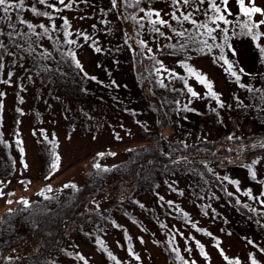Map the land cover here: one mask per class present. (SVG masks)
I'll use <instances>...</instances> for the list:
<instances>
[{"label":"rangeland","instance_id":"374dc122","mask_svg":"<svg viewBox=\"0 0 264 264\" xmlns=\"http://www.w3.org/2000/svg\"><path fill=\"white\" fill-rule=\"evenodd\" d=\"M33 3L34 0H25L24 6L32 7ZM65 3L72 6L48 0L61 11L35 3L38 11L52 17L38 15L36 21L49 29L44 34V29L38 27L43 32L40 39H32L47 45L41 65L30 68L26 66L27 55L12 57L9 49L3 56L0 189L4 194L0 196V219L4 213L14 211L19 202L27 201L24 205H28L30 201L43 200L48 206L68 203L76 191L86 186L83 199L94 192L98 194L85 206L83 227L70 232L63 251L51 254L53 264H85L79 256L87 264H184L185 260L188 264H252L253 260L264 264V146L253 149L249 163L223 173L221 183L228 196L218 185L177 170L155 176L150 186L125 199L114 192L119 165L128 153L161 137L178 143L177 152L198 155L209 150L202 145L204 140L224 137L237 127L246 133L254 131L255 141L264 145V64L255 47L257 43L264 47V25L253 29L261 33L256 41L250 36L234 35L241 33L248 21L240 13L237 0H229L228 9L233 15L224 13L231 21L227 25L222 21L212 23L210 17L217 15L212 11L204 15L203 9L209 8L207 2L199 5L200 12L195 11L197 4L182 2L166 10L160 5L143 6L142 2L129 6L135 0H117L115 8L111 0ZM256 3L264 8V0ZM182 6L197 21L193 32L196 40L192 30H187L191 21L184 20L179 23L180 32L185 33L179 37L182 43L174 44L176 34L167 36L170 30L159 23L153 25L150 20L158 18H149L147 13L172 12ZM261 19L264 17L256 14L252 23ZM201 23L216 31L209 36L207 29L198 27ZM204 40L213 46L211 52L202 43ZM229 44L236 50L235 55ZM216 45L223 47V53ZM222 54L234 62L239 81L219 59ZM62 60L66 61L64 67ZM76 60L83 70L76 66ZM53 66L60 73L53 85L69 88L62 106L66 100H70V106L66 110L62 107L61 113L58 98L45 79ZM189 66L207 76L219 100L189 74ZM241 67L244 73L239 72ZM22 73L27 81L21 80ZM189 87L198 95L192 96ZM72 102L76 106H71ZM17 141H23L22 145ZM49 141L57 143L58 170H53L50 160L44 161L40 155L55 144ZM96 164L100 167H94ZM227 198L248 209L255 219L235 208ZM192 201L201 205L196 215L188 208ZM98 241L104 242L106 250ZM35 245L22 215L10 216L1 223L0 264L36 254ZM199 245H203L207 257ZM108 252L116 257L115 261Z\"/></svg>","mask_w":264,"mask_h":264},{"label":"trees","instance_id":"16d2710c","mask_svg":"<svg viewBox=\"0 0 264 264\" xmlns=\"http://www.w3.org/2000/svg\"><path fill=\"white\" fill-rule=\"evenodd\" d=\"M141 2L144 4L143 6L149 4L160 5L162 9L165 10L166 8L174 6L173 0H141ZM169 10L173 9L171 8ZM186 10L187 9L182 6L172 12L158 11L164 17L160 15V17L157 18L167 21L168 24L164 26L172 31V33L167 31V36L172 37V35L176 34L177 38L174 44L182 43V40L180 42L179 39L180 35H177V33L180 32L179 23L184 20L181 19L180 22H178L173 19V13L181 18L182 15L188 14L184 12ZM166 13H168V15ZM0 15L3 16L4 13L0 11ZM9 15L11 16L10 21L5 20L4 22H0V30L5 33L4 35H0V41L6 45L9 52L11 51L12 55L10 56L14 57L17 54L24 57L27 55L26 66L33 68L37 65H41V61L45 58L42 53L47 52L45 47L47 45H39L32 40L40 39L38 37L43 33L41 29L38 28V23L40 22H36L38 20V15L32 14L30 4H27L18 12L10 10ZM22 21H26L27 23H23ZM9 24L14 25V28L9 27ZM29 24L36 26L35 34H33L32 29L28 27ZM196 28L197 26L195 25L193 27V24L187 27L189 32L192 30L193 40L195 39V34L193 32ZM173 29H175V31H173ZM8 32L14 33L11 40L7 35ZM0 52H4V50L0 49ZM64 64H66V61L64 62V60H62V67H64ZM59 75V70L53 66L52 70L45 75V79L47 83L52 86L50 89L58 98L61 105L58 109V113H61L62 107H65L64 110H66V108L70 106V100H66V105L62 106V98L64 99L67 97L69 88L53 85L52 82L57 81ZM27 79L28 78L22 73L21 80L27 81ZM56 87H59V90L56 89ZM57 91H60V93H57ZM71 106L76 105L72 102ZM253 132L254 131H251L250 135V133H246L235 127L224 137L218 136L213 139L211 138V140H204L202 145L209 148V150L208 152L198 155L192 152H177L175 149L178 147L175 145L178 143L163 137L133 148L128 153L126 159L119 165L120 175L116 182L115 186L117 187L114 192L118 193L117 195L119 197L125 199L135 191L150 186L155 176L177 170L193 178L205 180L212 185H218L222 188L224 196H228L229 193L227 188L221 183L223 173L239 164H246L252 161L253 149L259 150L258 148L262 146L260 145L262 144L261 142L258 140L255 141L256 137ZM230 136L232 139H229ZM54 140L56 139L54 138ZM54 143L55 144H52L49 149H43V151L40 152L44 161L50 160V164L54 162L55 156L58 155L57 143ZM7 168H9V166H7ZM85 187L76 191L68 203L48 206L43 200L30 201L28 205H24V202H19L14 211L4 213L0 219V225L10 216H16L17 214L23 216L24 221L31 228L32 237L36 241L35 248H37L36 254L32 256H23L22 258H18L19 260L7 262V264H53L54 260H50L51 254H57L59 251H63L65 248L63 246L70 232L79 231L80 228L83 227L86 221V215L83 213L85 206L91 201V197L98 194L94 192L91 197L83 199L87 194V188ZM227 199L232 202L235 208L248 214L252 219H255L248 209L230 198ZM188 204H190L188 208L191 210L192 215H196V211L200 210L201 205L195 201ZM263 246L264 242L262 241V247Z\"/></svg>","mask_w":264,"mask_h":264},{"label":"snow or ice","instance_id":"6c2138e0","mask_svg":"<svg viewBox=\"0 0 264 264\" xmlns=\"http://www.w3.org/2000/svg\"><path fill=\"white\" fill-rule=\"evenodd\" d=\"M37 2L39 4H41V5L47 4L48 7L55 8L56 11H61V9L56 8L55 4H48V0H34V3L32 5V7H31V11L34 14H36V15L48 16L50 19L52 18L50 13L38 11V9L35 7V3H37ZM74 2H75V0H73V3ZM85 2H87V0H85ZM111 2H112V6L115 8L117 6V0H111ZM140 2H141V0H135V4L134 5L133 4H129V6H138L140 4ZM181 2L183 4H185V5H188L190 3L197 4V7L195 8L196 12H200L201 11V8L199 7V5H203L205 2H207L208 5H209V8L203 9L204 15L207 16L209 11H212V12L217 14V15H214V16L210 17V20H211L212 23H217V21H222L226 25L231 23V21H229L227 19L226 15L224 14L225 12H227L228 15H233V13L228 9L229 0H219V4L217 3V0H173V3L175 5H179ZM58 3L61 4V5H64L67 8H70L72 6L71 4H66L65 0H58ZM237 3L239 5L240 13H242L244 16H246L248 18V21L243 24L241 33H233V34L234 35L250 36L253 41L258 40L260 38L261 33L258 32V31L254 33L253 29H259L261 25H264V19H261V20L255 22V23H252V18L256 14H259L260 16L264 17V8H261L260 6H258L257 3H256V0H248L247 6L245 5V0H237ZM24 4H25V0H0V11H2L4 13L3 16H0V22H4L5 20H9L10 21L11 20V16L9 15L10 10L11 9L21 10V9H23ZM221 5H223V8L221 7ZM140 11H144V9H140ZM147 15H148L149 18H151L153 15H155L156 17H160V13L158 11L155 12V13H153L152 11H149L147 13ZM191 17H192V13L189 12L188 14L183 15L182 18H183V20H190L192 24L196 25L197 21L195 19H191ZM172 18L177 20L178 22H180V20H181V18L177 17L175 15V13H173ZM133 19H135V17H133ZM22 22L23 23H27L26 21H22ZM150 22L153 25H155L157 23H159L161 25H167L168 24V22L163 20V19L150 20ZM65 24H67L66 20H65ZM218 26L219 25H217V27ZM9 27L14 28V25L9 24ZM28 27L30 29H32L33 34H35V27L36 26L32 25V24H29ZM39 27L44 29V34L48 33L49 29L47 27H45V25L40 24ZM52 27H53V29H55L56 25L53 24ZM198 27H202V28L207 29V33H208L209 36H211L212 32L216 31V29L209 28L207 23H201V24L198 25ZM154 30L156 32L160 31L159 28H155ZM173 31H175V29H173ZM220 32L226 33L227 29H220ZM4 34L5 33L2 30H0V35H4ZM13 34H14L13 32H8L7 33V35H8L10 40L13 37ZM177 35L184 36L185 33L184 32H179V33H177ZM211 38L213 40L216 39L215 36H212ZM85 39H87V37H85ZM227 40H228V37L225 36V42H227ZM202 43L208 48V51L211 52L213 46L212 45H208L207 40H204ZM216 47L220 48L221 49V53H223V47L221 45H216ZM228 47H229L230 51L232 52V55H235L236 54V50L234 48H232V45L229 44ZM255 47L259 50V53H260V63L264 64V47H262L258 43L255 44ZM0 49L4 50V52H0V70H2L4 68L3 56L7 52L6 45H4L2 41H0ZM200 50L203 51V48H201ZM96 51L99 52L100 49L97 48ZM73 58L75 59V54L74 53H73ZM219 59L223 60L224 63L227 64V70L230 72V74L232 76L236 77L237 81H239L240 76L238 75L237 71L233 70L234 62L230 61L229 59H227L223 54L219 57ZM76 66L80 67L81 70H83L82 66L80 65L79 60H76ZM244 71L245 70L242 67L239 68V72L240 73H244ZM188 72H189L190 75L194 76L196 78V80L200 84H203V85H205L207 87L208 94L212 98H214L216 100H219V95L215 91H213V84H212V82L210 80H208L207 76L200 74L199 72H197L195 69H193L190 66L188 67ZM9 75H11V74H9ZM85 75H87V74L85 73ZM92 79H95V77H92ZM3 83H8V81L4 80ZM241 86L244 87L245 85H241ZM256 90L259 91V89H256ZM188 91L194 97L198 95V93L195 92L191 87L188 88ZM3 95H4V93L0 92V96H3ZM220 106L223 107L224 106L223 103H221ZM2 107H3V105H2V103H0V108H2ZM117 138H119V137H117ZM44 139H48L47 136H45ZM229 139H232V137L230 136ZM2 142L3 141L0 140V143H2ZM22 143H23V141H17L18 145H22ZM49 143H54V142L53 141H49ZM262 146H264V145H262ZM19 150H20L21 153L24 152V148L23 147H20ZM111 154L115 155V153H111ZM98 155L103 156L104 153H99ZM59 160H60L59 155H56L55 159H54V162L51 165V168L53 170H58V168H59V163H58ZM27 167H28V165L25 163L24 164V168L27 169ZM94 167L99 168L100 165L96 164V165H94ZM249 167H251V166H249ZM252 175L255 176V172H253ZM0 183H2V182H0ZM49 190H51V189L49 188ZM3 194L4 193H3L2 189H0V196H2ZM161 199H163V198L161 197ZM9 203H11V201H9ZM24 203L27 204V201H24ZM169 203H171V202H169ZM262 203H264V201H262ZM245 207H247V205H245ZM253 211H255V210L253 209ZM208 235H211V233H208ZM98 243H99L101 249L106 250L103 241H98ZM197 244H199L198 241H197ZM199 246H200V249H201V253L205 257H207L208 254L206 252H204L203 245H199ZM217 247H219V243H217ZM186 250L190 251V249H186ZM173 251H176V249H173ZM129 252L132 253V249L131 248H129ZM221 255H223V250L222 249H221ZM108 256L112 260H114V261L116 260V257L114 255H112L111 252H108ZM78 258L80 260H84L85 264H87V261L85 260V258L83 256H79ZM180 258L183 259V257H180ZM135 259L136 260H140L139 255H135ZM224 259L228 260V257L224 256ZM184 264H188V261L185 260ZM229 264H239V261H235V262L234 261H229ZM252 264H257V262L255 260H253Z\"/></svg>","mask_w":264,"mask_h":264}]
</instances>
